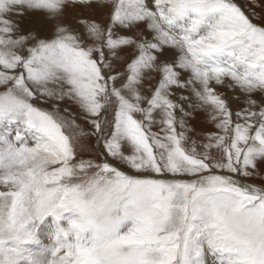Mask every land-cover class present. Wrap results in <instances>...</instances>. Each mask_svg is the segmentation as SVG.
<instances>
[{
	"label": "snow or ice",
	"instance_id": "1",
	"mask_svg": "<svg viewBox=\"0 0 264 264\" xmlns=\"http://www.w3.org/2000/svg\"><path fill=\"white\" fill-rule=\"evenodd\" d=\"M209 256L264 264V0H0V264Z\"/></svg>",
	"mask_w": 264,
	"mask_h": 264
},
{
	"label": "rangeland",
	"instance_id": "2",
	"mask_svg": "<svg viewBox=\"0 0 264 264\" xmlns=\"http://www.w3.org/2000/svg\"><path fill=\"white\" fill-rule=\"evenodd\" d=\"M240 3H244L245 0H238ZM205 114L203 112H197L196 113V119L193 120L191 123L195 125L198 129L203 128L206 130L212 129V126L210 124L205 123ZM155 130V129H154ZM259 183V181H257ZM51 224V219L49 218L45 224H43L41 227L44 231H47L49 228V225ZM213 258L209 256V264H211V260Z\"/></svg>",
	"mask_w": 264,
	"mask_h": 264
}]
</instances>
